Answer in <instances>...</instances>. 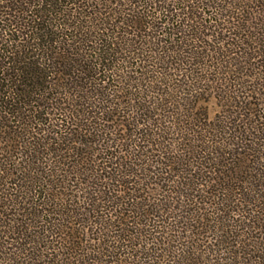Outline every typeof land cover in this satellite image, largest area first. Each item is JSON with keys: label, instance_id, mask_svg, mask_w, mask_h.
I'll return each mask as SVG.
<instances>
[{"label": "trees", "instance_id": "1", "mask_svg": "<svg viewBox=\"0 0 264 264\" xmlns=\"http://www.w3.org/2000/svg\"><path fill=\"white\" fill-rule=\"evenodd\" d=\"M0 264H264V0H0Z\"/></svg>", "mask_w": 264, "mask_h": 264}]
</instances>
